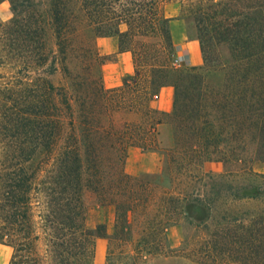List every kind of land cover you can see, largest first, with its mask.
I'll return each instance as SVG.
<instances>
[{"label":"trees","instance_id":"1","mask_svg":"<svg viewBox=\"0 0 264 264\" xmlns=\"http://www.w3.org/2000/svg\"><path fill=\"white\" fill-rule=\"evenodd\" d=\"M191 18L203 65L173 66L164 5ZM0 245L8 264H107L165 256L167 232H185L175 255L193 264H264V0H0ZM117 38L134 72L107 89L98 38ZM158 39L149 42L148 39ZM214 41L226 47L216 59ZM60 77L58 84L52 81ZM174 89L173 109L150 106ZM115 113L139 122L115 125ZM168 125L163 146L159 128ZM136 147L165 158L161 172L130 176ZM220 163L222 174L202 172ZM114 208V230L89 228L85 195ZM135 237H137L135 239ZM129 247V249H127Z\"/></svg>","mask_w":264,"mask_h":264},{"label":"crops","instance_id":"2","mask_svg":"<svg viewBox=\"0 0 264 264\" xmlns=\"http://www.w3.org/2000/svg\"><path fill=\"white\" fill-rule=\"evenodd\" d=\"M163 14L166 18L171 19L170 33L175 48V56L180 61V68L201 67L203 65L201 47L196 39L188 35L185 21L181 16V5L178 2L168 3L163 7ZM96 48L99 55L112 57L111 61L106 62L101 67L105 88L111 89L121 86L123 78L132 75L134 72L132 55L129 52L118 51V42L115 37L98 38ZM173 100V87L165 86L159 90L157 97L150 102V106L159 112L170 113L173 109ZM124 170L126 174L137 177L158 174L161 172V155L153 151H142L139 148L131 147L128 150ZM104 207L109 212L113 210L114 221V208L108 205H104ZM105 223V220H100L97 225H106ZM172 231H174V227H171L167 232L169 242H171L170 232ZM3 247L11 249L5 245Z\"/></svg>","mask_w":264,"mask_h":264},{"label":"rangeland","instance_id":"3","mask_svg":"<svg viewBox=\"0 0 264 264\" xmlns=\"http://www.w3.org/2000/svg\"><path fill=\"white\" fill-rule=\"evenodd\" d=\"M178 2L174 1L173 3ZM188 13L186 11L185 6H181V16L185 21L187 32L190 37H196V29L194 27V24L191 22V18L188 17ZM11 18V11H10V5L8 2H5L0 5V21L2 23H6ZM149 42H157L158 39L150 38L148 39ZM175 53V51H174ZM212 54L215 56L216 59H225L227 57L226 47L217 43L214 41L213 45V51ZM176 59V56L174 54L173 60ZM183 69V68H178ZM0 73H5L7 75H10L12 72L10 69H1ZM52 81L56 84L59 83L60 77L55 76L52 78ZM115 125L117 127H120V125L125 122H139L140 119L135 114H129V113H115L113 115ZM162 142L163 146L168 147L170 145L171 141V131L170 127L168 125H163L159 128V136H158ZM3 155L1 146H0V157ZM165 158L161 156V167L164 165ZM259 172L264 174V163L260 164L258 167ZM224 171V167L220 163H212V164H206L202 168V172H213L216 174H222ZM84 203L86 206V215H87V226L89 228H95V226L100 222V220H105L107 233L112 234L114 230V221H113V210L109 212L107 208L104 207V205H100L95 198L94 195L91 193H87L85 195ZM241 207L247 210H260L264 208V201H248L243 202L241 204ZM110 217V221H109ZM174 231L170 232L171 242H169L168 236H167V244L168 248L171 249L173 252L169 255L165 256H154V257H148L146 260H141L138 264H193L188 259L179 257L175 255V250L179 249L185 230L182 227H176L175 225ZM137 237H135L136 239ZM129 249V247H127ZM107 252H108V239L99 238L96 240V255L93 264H107ZM12 254V250L9 248H4L3 245H0V264H8L10 257Z\"/></svg>","mask_w":264,"mask_h":264},{"label":"built area","instance_id":"4","mask_svg":"<svg viewBox=\"0 0 264 264\" xmlns=\"http://www.w3.org/2000/svg\"><path fill=\"white\" fill-rule=\"evenodd\" d=\"M173 66H175V68H180V61H179V59H175L174 61H173Z\"/></svg>","mask_w":264,"mask_h":264}]
</instances>
